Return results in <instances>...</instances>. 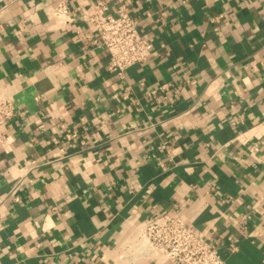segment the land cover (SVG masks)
Segmentation results:
<instances>
[{
    "label": "crops",
    "instance_id": "1",
    "mask_svg": "<svg viewBox=\"0 0 264 264\" xmlns=\"http://www.w3.org/2000/svg\"><path fill=\"white\" fill-rule=\"evenodd\" d=\"M59 1L0 0V264H119L161 211L264 264V0H66L140 20L153 54L123 77Z\"/></svg>",
    "mask_w": 264,
    "mask_h": 264
},
{
    "label": "built area",
    "instance_id": "2",
    "mask_svg": "<svg viewBox=\"0 0 264 264\" xmlns=\"http://www.w3.org/2000/svg\"><path fill=\"white\" fill-rule=\"evenodd\" d=\"M107 8L105 3H96L76 15L66 0L48 6L53 19L62 26L81 19L88 28V35H96L94 43L107 49L108 69L123 77L132 65L151 57L154 45L150 37L142 35L140 20L124 5L118 8L117 15L108 13ZM15 111L14 98L4 93L0 97V144L4 146L5 127ZM74 136L75 133L66 135L68 139ZM15 199L19 201L20 196ZM137 227L140 232L137 253L124 251L119 264H136L155 254H161L171 264H225L216 244L206 241L177 212L161 211L141 220Z\"/></svg>",
    "mask_w": 264,
    "mask_h": 264
}]
</instances>
